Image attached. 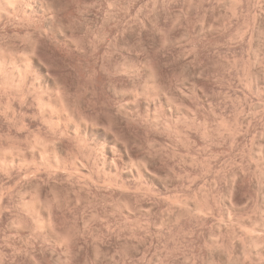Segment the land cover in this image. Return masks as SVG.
<instances>
[{
	"label": "bare ground",
	"instance_id": "6f19581e",
	"mask_svg": "<svg viewBox=\"0 0 264 264\" xmlns=\"http://www.w3.org/2000/svg\"><path fill=\"white\" fill-rule=\"evenodd\" d=\"M145 4L146 0H0V264H133L137 254V264H145L147 253L141 251H148V198L171 205L178 211L177 218L184 210L193 213L183 199L171 194L169 168L177 151L169 146L173 138L167 140V136L189 138L185 134L195 124V98L208 104L207 94L197 88L204 70L200 66L190 74L181 72L178 64L191 58L174 54L163 59L144 38L127 35L118 20V7ZM186 8L191 10L190 5ZM168 41L172 43L163 36L160 48H166ZM162 62L175 66L174 70H165ZM254 77L249 85L258 90L260 76L258 81ZM201 122L203 135L209 136L206 119ZM218 126L219 132L227 126L224 119ZM194 160L192 156L189 163ZM241 174L232 175L231 183L244 181ZM232 200L230 212L239 208ZM204 202V207L200 202L201 206L195 205L201 215L211 212L214 205L213 200ZM260 221L263 224L259 222L258 227H264V217ZM227 227L210 240L226 257L223 261L264 264V228L253 238L239 237L238 252L233 248L237 234L231 238ZM242 228L245 230L244 225ZM252 252L260 257L259 263L254 262ZM250 253L254 260L247 262ZM214 260L212 264L217 263Z\"/></svg>",
	"mask_w": 264,
	"mask_h": 264
},
{
	"label": "rangeland",
	"instance_id": "374dc122",
	"mask_svg": "<svg viewBox=\"0 0 264 264\" xmlns=\"http://www.w3.org/2000/svg\"><path fill=\"white\" fill-rule=\"evenodd\" d=\"M192 1L191 0H186V1L185 0H155V2H154V0H146L145 6H147V7L142 6L141 8H138L139 6H137L138 9L135 7L132 9L131 8L125 9L126 7H124V8L118 7V10H117L120 12V13L117 12L118 13V20L120 19L119 20L120 25L124 26L127 29V35H135L136 34V35L140 36L141 38H144L146 40L148 46H151V48L154 47V49H158V51L160 52L159 55L161 58L165 59V58H168L169 56H172L174 54H177V55L179 54V56L182 57V59H184L183 58L184 56L191 58L185 63L178 64L177 67H179L181 72H184L186 74H190V73L195 72V70H198L199 67L201 66L200 68H203L204 71L201 72V74L199 75L200 77H198V79H197V88L199 87L198 89L203 91L205 93V95L207 94V98H208V104L203 103L201 98H199V97L195 98V103L193 102L192 110L194 111V113L196 115L195 116L196 119L194 118L195 124L192 126L191 131L189 132L186 130L187 132L185 135L188 136L189 138H185L184 134L181 138L177 137L178 139L174 135L167 136V137H169V138H167V140L168 139L170 140V138L171 139L173 138L172 139L173 142H171V140H170L168 142V144L170 147L173 145L174 147L172 146L171 148L175 149L177 151V157H175L174 160L170 162L171 168H169L170 172H171V173H169V179H170V181H171L170 183L172 185L170 187L172 190L171 194L173 195V193H174L175 197L177 196L181 200L183 199L182 201H184L185 204L187 203L189 205V206H187V208L188 207L191 208L189 210L193 211V209H194V211H195L196 209H198V213L196 210V212L193 211V213H196V214L187 212L188 215H185L187 213H185L186 211L184 210V212H182L183 216L179 214V217L177 218L176 215H178V211L176 209L175 210L172 209L171 205H169L166 202L158 201L153 197H149L148 202H147L148 203L147 206H148V208L150 206L151 210L149 209L150 210L149 213H151V215L149 214L146 219H147V222L149 223L150 226H149V229H147V233H146V237H145L146 238L145 244H147V245L146 246L142 245V247L145 246V249H147L148 251L147 252L141 251L143 253H147V255L144 254L145 256H147V258H145L146 259L145 264H154V263L155 264H160V263L161 264H212L213 261L211 262V260H214V259L217 262L216 264H218V262H223L226 264L227 261L226 262L223 261L224 258L226 260V257L223 256L224 254H222L221 250L217 249L216 247L211 246L212 244L210 241L211 239L215 240L216 239L215 237H217V235H219L221 230L222 231L225 230V225H226V227L228 226L227 228H230V231H232V232H230L231 238H232V236L235 235V233L237 234V235H235L237 237L234 240V244H236V245H235V247L233 246V248L235 251H238V252H240L239 239L242 240V238L245 239V237H246V239H250L252 235H253L252 238L257 236V235H254L255 233L260 234V232L263 231V229H262L263 226L261 227L259 225V227H258V224H259V222L261 225L263 224L262 223L263 221L261 220L262 221L261 222L260 219H262L264 217L263 216L264 215L263 214L264 213V201H263L264 200V198H263V196H264L263 195L264 194V189H263L264 188V178H263L264 173L263 172L264 171H263V169L264 168L262 169V167L259 165L260 162L262 163L261 160H264V159H262V158H264V153L260 154V152H259V151H261V152L264 151V149L262 148V147H264V136H263L264 135V128H263L264 127V106H263L264 105V89H263L264 88V41H262V40H264V37H263L264 36V25H263L264 24V0H248V1L247 0H238L237 4L235 3L236 0H235V2H233V0H225V1L224 0H221V1L220 0H192ZM154 3H155V5H154ZM230 3H232V4H230ZM198 4H200V5H198ZM188 5L191 6L190 11H186L187 10L186 7ZM154 7H155V10H154ZM143 10H145V11H143ZM153 12L155 13V15ZM141 14H142V16H141ZM228 18H229V20H228ZM139 19H140V22L143 21L142 26L139 25V23H140ZM122 20H123V22H122ZM157 20H158V23H160V24L157 23ZM215 20H218V21H215ZM172 21H173V24H172ZM144 24H145V26H144ZM138 25L143 29L141 32L139 31ZM171 26L173 28H171ZM208 26H210V27H208ZM201 27H202V29H201ZM206 27L210 28V30L207 31L208 33L206 32V30H207ZM203 29H205V30H203ZM128 30H133V31L128 32ZM199 30H201V32L203 30V32L201 33ZM120 31H118V33H117L118 34L117 35L118 40H120V38L122 37ZM158 31L162 32V36L158 35L160 33ZM197 31H198V33H197ZM204 31L206 32V34L201 35V34L205 33ZM210 32H212V33H210ZM165 33H166V35H165ZM251 33H252V35H251ZM163 36L167 40L172 41L173 44L168 41V43H167L168 45L166 48L165 47L160 48L159 42L161 39H163ZM223 36H225V37H223ZM251 36H253V37H251ZM181 37H183V38H181ZM187 37H188V39H186ZM258 38H260V39H258ZM191 39H193V40H191ZM195 42H196V44H194ZM174 43H176V44H174ZM169 44H172L173 47H172V45H169ZM204 45H205V47H204ZM251 45H252V47H251ZM190 47H191V49H190ZM252 52H253L254 57H252L253 56ZM199 59H200V61H199ZM180 60H181V58H180ZM259 60L262 62H260ZM197 61H199V62H197ZM250 61H252V62H250ZM258 62H260V63H258ZM162 66L165 70H167V67H168L169 72H172L174 70V67H175V66H173V67L168 66L166 64V62H162ZM236 67H237V69H236ZM214 70H216V71H214ZM249 73H250V75L251 74L252 75L250 76ZM247 75L250 78L249 80H248ZM253 75H256V76L254 77ZM253 77H254V79L256 77H259L258 80L260 79L258 82V87H259L258 90H256L255 86H251V84L249 85V83H251L250 80ZM256 80H257V78H256ZM252 85H253V83H252ZM255 94H257L259 96L255 95ZM89 98L90 97H88V99ZM175 99L179 102L181 101V100H179V98H175ZM212 106H213V108H212ZM213 112L216 115L217 114L218 115L215 116V114ZM254 112L256 113V115ZM198 114H200V115H198ZM212 114H214V115H212ZM214 116H215V118H214ZM238 116H239V118H238ZM217 118H219V119H217ZM205 119L208 123V125H207L208 130L210 129L209 130V133H210L209 136H204L203 131H202L203 126H201V124H202L201 121L205 120ZM223 119L225 121V126L226 125L227 126L225 128H220L222 130H220V132H219L218 124ZM236 121H237V123H236ZM209 123H210V125H209ZM178 124H179L180 128L182 127L185 130V127H183L184 126L183 124L181 125L180 122ZM236 124H237V127H236ZM198 126H200V127H198ZM228 130L232 131V133L230 131V134H233L234 130H237V131H236V133L234 132V134L232 136L229 134ZM220 134H223V136ZM235 134H236V136H235ZM180 139L181 140L184 139V142H186V141L189 142L191 140V142H189V143L186 142L187 143L186 144L182 141L183 142L182 143L180 141ZM257 141L259 142V145H258ZM188 144H189V146H188ZM260 145H262V146H260ZM205 147H206V149H205ZM198 148H200V149H198ZM251 150H253V152ZM258 153L261 155V157H260V155H258ZM255 154H256V156H254ZM257 155H258V158L260 157L261 159L260 158L257 159ZM192 156L195 157V160H196V161L194 160L195 163H193V164L189 163V160L191 159ZM248 156H250V157H248ZM196 158H198V159H196ZM256 159L259 162H256L257 161ZM183 163H185V164H183ZM256 163H258V164H256ZM256 165H259V167ZM258 168H260V169H258ZM215 169H217V170H215ZM222 169L224 171H222ZM167 172H169V171L167 170ZM219 172H221V174ZM242 172H243V176H245V178L243 176L242 177L245 179L244 181H246V182L240 181L238 179V181H236L235 183H231L232 182L231 180L233 178L232 175H234L235 173L241 174ZM218 174H219V176H218ZM230 174H231V176H230ZM257 174H258V176H257ZM205 176H206V178H205ZM228 176H229V178H228ZM230 177H232V178H230ZM214 180H215V182H214ZM191 181H194V182H191ZM228 184H229V186H228ZM232 188H233V191H232V194H230L229 191ZM203 192H204V194L202 195ZM227 192H228V194H227ZM207 194L210 195V199H205V197L208 196ZM211 194H213V195H211ZM229 195H231V196H229ZM226 196H228L230 198V200ZM234 197H235V199H234ZM184 198H186V199H184ZM203 198H204V200H202ZM206 200L207 201L213 200V202H214L213 209L211 212H207V213L203 212L204 214L201 215V214H199V212H201V211H199V206L198 207H196V206L197 205L201 206V204L203 207L206 206L205 202H204ZM231 200H232V203H233V201H235L236 203L238 202L237 206L239 208L236 207V204L234 202L235 207L238 209H235V211L231 210V212L233 211L234 214H233V212L232 213L230 212ZM199 202L201 204H198ZM222 203H224V205ZM260 203H261V205H260ZM194 206L196 207V209ZM167 207H168V209H167ZM224 207H225V210H224ZM262 208H263V210H262ZM227 209H228V212H227ZM173 211H175V212L172 213ZM259 211H261V212H259ZM229 212L231 215L228 214ZM259 214H261V215H259ZM184 215H185V217H184ZM195 215L197 216V218ZM210 215L213 217H210ZM229 215L232 217L230 218ZM203 216H205V217L203 218ZM261 216H262V218H261ZM241 218H242V220H241ZM202 219H204L205 221ZM239 219H240V221H239ZM254 220L257 222L256 225H254L255 224ZM237 221L240 222L241 226L239 225V222H237ZM221 222H222V224H221ZM228 223H229V225H227ZM155 225L157 228L155 227ZM176 225H177V227H176ZM243 225L245 227V230H244V228H242ZM253 226H255L256 229L259 231L253 232V231H257L256 229H254L255 227H253ZM220 227L221 228L223 227V228L221 229ZM176 233H178V234L176 235ZM239 233H240V235H239ZM248 233H249V235H248ZM262 233H264V232H262ZM248 236H250V237L248 238ZM239 237H242V238H239ZM184 249H185V251H184ZM6 253H7V255H10L11 251L7 250ZM169 253H171V254H169ZM211 253H212V255H211ZM252 253H254V252H252ZM255 255L256 254L254 253V255H253L255 257V260H254L251 253H250V255L248 254L246 258H249L251 256L252 257L250 259H247V262L248 261L252 262V260H254V262L257 263L258 261H260V257L257 255V258H259V260H257ZM136 256H138V254L135 255V259L133 260V264H137V262L139 261L136 259V258H138ZM189 257H190V261L188 260ZM185 259L188 262H186ZM145 261H143V262H145ZM158 261H160V262L158 263ZM203 261H205V262H203ZM207 261H208V263H207ZM219 264H221V263H219Z\"/></svg>",
	"mask_w": 264,
	"mask_h": 264
}]
</instances>
